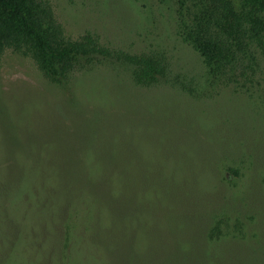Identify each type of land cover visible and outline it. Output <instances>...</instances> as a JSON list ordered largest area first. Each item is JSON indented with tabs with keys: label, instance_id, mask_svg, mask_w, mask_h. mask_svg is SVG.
I'll return each mask as SVG.
<instances>
[{
	"label": "rangeland",
	"instance_id": "374dc122",
	"mask_svg": "<svg viewBox=\"0 0 264 264\" xmlns=\"http://www.w3.org/2000/svg\"><path fill=\"white\" fill-rule=\"evenodd\" d=\"M98 1L106 0H53L70 35L91 30L115 46L136 49L162 34L178 61L195 66L194 51L168 38L173 34L165 18L145 19L147 32L138 29L133 9L114 14ZM151 1L138 5L147 9L143 4ZM104 70L81 78L78 87L67 81L58 85L28 56H4L0 264H152L171 247L201 236L200 223L185 225L188 212L213 202L222 190L237 197L244 189L248 179L232 176L214 190L212 171L206 169L207 179L198 170L205 162L218 172L217 160L205 153L220 139H209L211 130L227 125L219 117L200 119L205 113L197 105L203 101L190 103L182 95L189 105L171 112V118L166 110L170 89L131 90L112 84L120 77ZM130 106L134 109L127 113ZM186 116L197 117L202 129H186ZM104 171L112 174L102 179L98 173ZM260 171L254 175L264 187ZM179 186L189 194L182 196ZM201 247V259H209Z\"/></svg>",
	"mask_w": 264,
	"mask_h": 264
},
{
	"label": "trees",
	"instance_id": "16d2710c",
	"mask_svg": "<svg viewBox=\"0 0 264 264\" xmlns=\"http://www.w3.org/2000/svg\"><path fill=\"white\" fill-rule=\"evenodd\" d=\"M138 1L106 0L98 1V6L112 8L114 14L133 9L135 20L140 19L138 29L147 32L145 19L165 18L173 34L168 38L194 51L195 66L178 61L162 34L145 39L143 47L124 48L91 30L70 35L53 0H0V71L8 52L28 56L47 80L58 85L67 81L78 87L81 78L105 69L120 77L110 80L114 85L147 92L170 89L166 110L171 118L181 106L187 109L185 99L203 101L197 105L203 110L200 114L205 113L200 119L219 117L227 125H219L215 133L211 130L209 139H220L205 153L217 160L218 172L204 162L210 167L201 165L200 174L209 179L206 169L212 171L209 183L214 190L232 176L248 181L237 197L222 190L213 202L187 213L185 225L200 223L202 230L190 242L202 240V253L209 259H201L199 244L187 242L181 248L171 247L152 264H264V187L254 175L256 169L264 174V0H152L151 5L143 4L147 9ZM96 4L95 9L101 10ZM129 109L127 113L134 108ZM191 116H186V129L193 132L195 126L200 131L199 120ZM109 174L98 176L107 179ZM178 188L182 196L190 192Z\"/></svg>",
	"mask_w": 264,
	"mask_h": 264
}]
</instances>
